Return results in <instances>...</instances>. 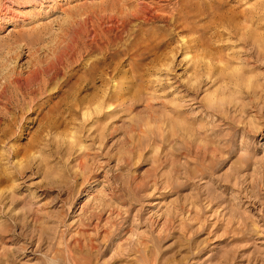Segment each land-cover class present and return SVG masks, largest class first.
Instances as JSON below:
<instances>
[{
  "label": "rangeland",
  "instance_id": "obj_1",
  "mask_svg": "<svg viewBox=\"0 0 264 264\" xmlns=\"http://www.w3.org/2000/svg\"><path fill=\"white\" fill-rule=\"evenodd\" d=\"M120 1L0 0V264H262L264 0Z\"/></svg>",
  "mask_w": 264,
  "mask_h": 264
},
{
  "label": "bare ground",
  "instance_id": "obj_2",
  "mask_svg": "<svg viewBox=\"0 0 264 264\" xmlns=\"http://www.w3.org/2000/svg\"><path fill=\"white\" fill-rule=\"evenodd\" d=\"M114 1V0H113ZM122 1V0H121ZM120 1V2H121ZM152 1V0H151ZM123 2H125V1H123ZM128 2V1H127ZM182 2H183V0H182ZM187 0H185V4L186 5H183V6H185V8H181L183 11V13L181 12V10L180 9H174L173 10V12H172V14L170 15V17L169 16H164L162 13V16L161 17H163V19L161 18H159V14H158V12L157 11H161V12H164V10H162L161 8H159V6H158V8L159 9H155L154 7V10L153 11H151L150 12V7L149 6H146L144 3H139L138 2V6H136L135 7V10H132V12H129L128 13V11H126V9L124 10V9H122V7H121V4H123L122 2H121V4H117V3H114V5H112L113 7H112V9L115 11V12H117V13H119V17L120 18H127V17H129V16H131V17H135L136 15H138L139 14V16L140 15H145V19H144V16L143 17H141V18H139L138 16V19L137 18H135L136 19V21H138V22H141V23H146V24H151V23H153V22H155V20L158 18V19H160V20H162L163 21V23H166L167 21H171V22H173V23H175V27H177L178 29L180 28V29H183L182 28V26H183V24H180V25H178L177 24V21L178 20H180V19H182V14H184L185 15V18L186 19H192L193 18V16H194V14H191V10H193V8L190 6V5H188L189 4V1L187 2ZM126 3V2H125ZM157 4V3H156ZM151 5V4H150ZM181 5V4H180ZM182 6V7H183ZM124 7V6H123ZM149 7V8H148ZM253 10V9H252ZM111 11V10H110ZM113 11V12H114ZM255 11V10H254ZM154 12H155V14H154ZM165 13V12H164ZM157 14V15H156ZM243 14V13H242ZM105 16V15H104ZM165 17V18H164ZM243 17H244V15H243ZM143 18V19H142ZM183 18H184V16H183ZM135 19L133 18V20L135 21ZM194 19V18H193ZM133 21V22H134ZM157 21V20H156ZM183 21V20H182ZM122 24H123V26H124V24H126L127 26H128V24H130V21H128V22H123L122 21ZM170 24V23H169ZM182 25V26H181ZM243 25H245V24H243ZM220 28V27H219ZM114 32V31H113ZM91 33V32H90ZM112 37L114 38V40H113V38H112V40L111 41H113V42H116V40H118L119 41V37H115V36H113L112 35ZM89 39V38H88ZM144 39V38H143ZM154 39V38H153ZM157 39H158V37H157ZM91 40V39H90ZM137 42V41H136ZM155 42H156V40H155ZM191 42V41H190ZM140 43V42H139ZM141 43H142V41H141ZM140 43V44H141ZM152 43V42H151ZM151 43H144L143 42V44H141L142 46H138L139 48L137 49V47H136V51L133 49V51H135L134 52V57H132V58H136L135 59V62H136V60L138 59H140V57H138V55L140 56V55H144V54H147V53H149V52H152V49H154L155 48V50H156V48L157 47H159L160 46V44L162 43V41H158V42H156V43H154L153 45H151ZM185 43V42H184ZM187 43V42H186ZM112 44V43H111ZM138 44V43H137ZM136 44V45H137ZM98 45V44H97ZM134 45V44H133ZM186 45V44H185ZM98 46H100V45H98ZM133 46H131V48H132ZM134 47H135V45H134ZM186 47V46H185ZM86 49L87 48H92V45H87V47H85ZM96 48V47H95ZM98 48H100V47H98ZM101 49V48H100ZM103 49V48H102ZM90 50V49H89ZM106 51V50H105ZM68 59V58H67ZM107 59V58H106ZM146 59V58H145ZM133 61H134V59H133ZM134 62V63H135ZM152 62H154V61H152ZM108 64V63H107ZM110 64V63H109ZM113 64V63H112ZM119 64V63H118ZM106 66V65H105ZM135 66H136V68H137V63L135 64ZM107 67H108V65H107ZM113 67V66H112ZM112 67H110V68H112ZM109 68V67H108ZM115 68H117V67H115ZM145 68H147V67H145ZM150 68V67H149ZM106 69V68H105ZM137 71H139V72H144L143 71V69L142 68H137ZM221 71V70H220ZM102 72V71H101ZM100 72V73H101ZM99 75V74H98ZM102 75V74H101ZM150 75V74H149ZM101 77V76H100ZM109 82H110V80H109ZM113 86V85H112ZM115 86V85H114ZM113 86V88H115ZM118 88V87H117ZM117 88H115V90H117ZM122 89V87L120 88L119 87V90H121ZM112 90V89H111ZM114 90V89H113ZM118 91V90H117ZM107 92V91H106ZM117 93V92H116ZM120 95V94H119ZM118 95V96H119ZM114 99V98H113ZM118 99V98H117ZM118 101V100H117ZM84 102V101H83ZM211 102V101H210ZM209 102V103H210ZM208 103V102H207ZM208 103V104H209ZM211 105V104H210ZM210 108V107H209ZM211 109H213L212 107H211ZM11 126V125H10ZM237 222V221H236ZM248 235H249V233H248ZM246 242V241H245ZM236 256V255H235ZM264 262H262V264H263Z\"/></svg>",
  "mask_w": 264,
  "mask_h": 264
}]
</instances>
